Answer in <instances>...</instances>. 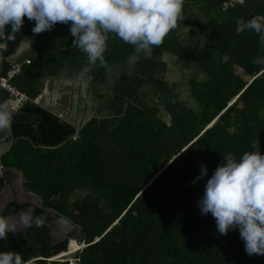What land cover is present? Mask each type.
Segmentation results:
<instances>
[{"label": "trees", "instance_id": "obj_1", "mask_svg": "<svg viewBox=\"0 0 264 264\" xmlns=\"http://www.w3.org/2000/svg\"><path fill=\"white\" fill-rule=\"evenodd\" d=\"M229 1L185 0L184 19L154 47L175 54L185 69L197 67L200 79L191 81L187 95L156 81L160 105L129 102L107 136L97 118L78 130L39 104L29 102L18 110L11 125L17 140L0 164L21 172L26 190L43 203L32 206L36 221L31 226L0 240V252H19L27 264H75L52 259L66 250L59 258L72 257L84 243L74 258L77 264H264V255L246 253L239 229L219 234L211 213L203 216L197 207L224 155L239 158L253 150V143L264 154V70L251 63L264 49L244 26L264 15V0L223 10ZM193 7L214 24L204 49L180 39V22ZM34 26L25 17L20 32L9 27L0 35V75L12 69L8 58ZM70 27L57 23L38 34L23 58L31 63L12 84L31 99L39 97L41 81L65 66L80 74L87 66V55L73 46ZM107 44V67L132 59L133 46L114 34ZM107 67L97 62L83 75L103 83ZM77 131L79 138L73 140ZM201 165L208 174L193 184ZM4 187L0 175V194ZM29 206L12 203L4 216ZM51 212L76 226L79 236L72 237L80 244L68 249V240L53 244L46 225L56 220Z\"/></svg>", "mask_w": 264, "mask_h": 264}, {"label": "clouds", "instance_id": "obj_2", "mask_svg": "<svg viewBox=\"0 0 264 264\" xmlns=\"http://www.w3.org/2000/svg\"><path fill=\"white\" fill-rule=\"evenodd\" d=\"M184 4L185 0H0V35L9 27L13 33L20 32L25 17L35 21L34 34L50 31L57 23H71L73 46L87 55L83 69L87 73L97 62L100 67H107L104 54L110 34L133 46L132 59L150 55L153 47L160 46L178 21L184 19ZM244 26L256 33L264 49V15L253 16ZM251 63L264 70V55L255 56ZM10 122L6 105L0 106V130L8 128ZM252 149L239 158L233 153L224 155L197 202L203 216L211 213L219 234L226 236L230 230L239 229L249 256L264 255V154L256 143ZM207 174V166L201 165V172L192 183ZM20 222L31 226L30 212H22ZM15 230L11 218L0 215V240H7L8 233ZM85 247L82 243L75 255ZM0 264L27 261L19 252L5 251L0 252Z\"/></svg>", "mask_w": 264, "mask_h": 264}, {"label": "crops", "instance_id": "obj_3", "mask_svg": "<svg viewBox=\"0 0 264 264\" xmlns=\"http://www.w3.org/2000/svg\"><path fill=\"white\" fill-rule=\"evenodd\" d=\"M213 25V22L206 17L199 7L190 8L185 20L180 22L181 42L193 44L194 47L195 44L205 39L206 28L209 29ZM35 41L17 52L15 56H10L8 60L11 64L21 60L23 62V58L29 55ZM0 57L2 56L0 55ZM2 62L3 58L2 60L0 58V71ZM191 73L198 77L201 76L194 65L185 69L175 54L153 47L150 55L142 54L138 59L108 66L103 83L94 82L88 76L65 66L59 75L47 77L41 81L40 95L36 102L60 119L67 120L76 127L78 125L83 127L85 123L95 118L103 122L102 127L106 121L109 123L119 121L125 106L129 102L139 107L160 105L161 93L153 85L156 81H161L167 84L170 89L180 93L182 90L178 88L180 84L189 85L191 81L196 79L190 75ZM108 85L110 87H107ZM110 88H112V93L110 98H107L106 91H109ZM4 105L12 114L14 109L12 108L11 97L6 91H0V106ZM6 129L0 130V141L3 142L1 144H7L10 141L7 138ZM104 133L106 132H102V134ZM10 172L7 175L13 181L12 184L14 186L15 184L19 185L21 181H18L21 179L19 175Z\"/></svg>", "mask_w": 264, "mask_h": 264}, {"label": "water", "instance_id": "obj_4", "mask_svg": "<svg viewBox=\"0 0 264 264\" xmlns=\"http://www.w3.org/2000/svg\"><path fill=\"white\" fill-rule=\"evenodd\" d=\"M38 36V34H32L29 38H27L24 42L21 43V45L18 47V49L16 50V53H14L13 55L15 56L17 54V52L21 51L22 49H24L26 46L30 45L33 41H35L36 37ZM1 60H2V57H0ZM14 114H16V112L13 110V113L11 114V122H10V125L9 127L6 129L7 132H8V139L10 140L7 144H5V146H3L4 144H1L3 143L2 141H0V160L2 159V157L7 153L9 152V150L12 148L13 144H14V137H13V132H12V128H11V124H12V121H13V116ZM87 123H85L83 125V127L86 125ZM83 127H81V125H78V129H82ZM211 125H209L206 129L210 128ZM13 172L15 173L16 175H19V177L21 178V181L19 183V186H20V193L17 194L18 196L20 195V198H21V202H19L20 204H29L31 206H34V207H39V208H42V199L40 197H38L37 195H34V194H31L29 193L26 188L24 187V177L22 175V173H20L19 171L17 170H11V169H7L6 167H3L2 165L0 166V174L1 176L4 178L5 180V187L3 189V191L1 192L0 194V215H3L4 211L6 210L7 206L10 204V202H12L15 198V196H17L16 194H14L15 190H14V185L12 184L13 181H11L9 178H8V173L9 172ZM10 172V173H11ZM14 191V192H13ZM55 216H57V219L58 220H55L54 221V225H56V227H53L52 224H48L46 223V225L51 229V234H52V239H53V244H58L60 243V239L62 240H68L70 241L71 240V237H66L67 236V232L66 233H63V234H59V230L60 229V226H61V223L60 221H65L67 222V224L70 226V230L71 229H74L76 228V226L70 222L68 219H66L65 217L63 216H60L56 213H54ZM11 218V217H9ZM11 220H13V218H11ZM36 221V220H35ZM27 227V226H26ZM20 231H23V230H15V231H10L9 233H18ZM76 241V240H75ZM77 242V241H76ZM68 249V248H67ZM65 252V251H64ZM64 252H61L59 253L57 256H60L62 253ZM75 255V254H74ZM73 255V256H74ZM55 256V258L57 257ZM57 261H63L61 260V258H56ZM68 261V260H67Z\"/></svg>", "mask_w": 264, "mask_h": 264}, {"label": "built area", "instance_id": "obj_5", "mask_svg": "<svg viewBox=\"0 0 264 264\" xmlns=\"http://www.w3.org/2000/svg\"><path fill=\"white\" fill-rule=\"evenodd\" d=\"M246 0H230L223 5V10H227L234 5H244ZM31 62L29 59L23 62L13 63L12 69H10L6 75H0V91H6L11 97L12 108L15 112H18L26 103H36L37 99H31L26 93L21 92L15 85L12 84V80L16 77L24 65H29ZM79 138V131L73 138L74 140Z\"/></svg>", "mask_w": 264, "mask_h": 264}, {"label": "rangeland", "instance_id": "obj_6", "mask_svg": "<svg viewBox=\"0 0 264 264\" xmlns=\"http://www.w3.org/2000/svg\"><path fill=\"white\" fill-rule=\"evenodd\" d=\"M206 32H208V27L206 28ZM206 38V37H205ZM190 45H193V44H190ZM194 47L195 48H198V49H204L205 48V39H203L201 42H199L198 44H195L194 45ZM186 73V72H185ZM191 76H193L194 78H196V79H200V77H198L197 75H195V74H190ZM196 79H194L193 81H196ZM107 87H110V85H108ZM178 88H181L182 90H181V92L180 93H184L185 95H187V92H188V89H189V85L188 84H180L179 86H178ZM112 91V88H110V90L109 91H106V97L107 98H110L109 96L111 95V92ZM112 98V97H111ZM105 125L104 126H102V130H103V132H106V133H104L103 135H108L107 133H108V131L110 130V128L112 127L111 125L113 124V122H111V123H109V121H106V123H104ZM52 213V212H51ZM53 215H54V213H52ZM55 216V215H54ZM11 218H13V222L16 224V229L17 230H25L26 229V227H25V225L24 224H22L21 222H20V215H18V216H15V217H11ZM56 220H58L57 219V216H56ZM60 229L61 230H59V234H63V233H66L67 232V236L66 237H71V240L69 241V244H68V247H69V245H70V243H71V241L72 240H76L75 238H73L72 237V235H75V237L77 236H79V231H78V229L77 228H74V229H67V228H65V227H62V226H60ZM76 244V243H75ZM75 244H73L72 246H74ZM80 247H82V244H80ZM76 251V250H75ZM72 252H74V251H72ZM76 257V255H74L72 258H71V260L72 259H74ZM69 262H70V260H68ZM75 261V260H74ZM62 262H66V260H63Z\"/></svg>", "mask_w": 264, "mask_h": 264}, {"label": "flooded vegetation", "instance_id": "obj_7", "mask_svg": "<svg viewBox=\"0 0 264 264\" xmlns=\"http://www.w3.org/2000/svg\"><path fill=\"white\" fill-rule=\"evenodd\" d=\"M14 187V190H15V192H14V194H19L20 193V187H19V185H17V186H13ZM25 187V186H24ZM19 202H21V198H20V195L18 196H15V198H14V200L12 201V202H10V204H12V203H17V204H19V205H23V204H20ZM9 204V205H10ZM8 205V206H9ZM8 206H7V208H8ZM7 208H6V210H7ZM5 210V211H6ZM5 211H4V213H5ZM14 211V212H13ZM30 212V214L32 215V221H35L36 220V217H35V214H34V211H33V209H32V206L30 205L29 207H28V209L27 210H20V209H17V208H14V209H12V211L11 212H13V214H11V215H9V216H6V217H15V216H18V215H20L22 212ZM4 213H3V216H4ZM54 216V215H53ZM55 221V220H54ZM54 221L53 222H51V223H48V224H52V226L53 227H56V225H54ZM26 227V226H25ZM63 241H65V240H62V239H60V243L61 242H63ZM76 242H74V241H71V243H70V245H69V247L70 246H72L73 244H75Z\"/></svg>", "mask_w": 264, "mask_h": 264}, {"label": "bare ground", "instance_id": "obj_8", "mask_svg": "<svg viewBox=\"0 0 264 264\" xmlns=\"http://www.w3.org/2000/svg\"><path fill=\"white\" fill-rule=\"evenodd\" d=\"M21 179H19L18 181H20ZM15 186H17V184H15ZM60 223H61V226L62 227H65V228H69L70 229V226L67 224V222H65V221H60ZM72 241H74V242H76L75 240H72ZM77 243V242H76ZM67 251V250H66ZM65 251V252H66ZM64 252V253H65ZM63 254V253H62ZM61 256V255H60ZM60 256H57L56 258H59ZM73 257V256H72ZM71 255H67V259H64V260H70V261H74L73 259L71 260ZM61 260H63L62 258H61Z\"/></svg>", "mask_w": 264, "mask_h": 264}]
</instances>
